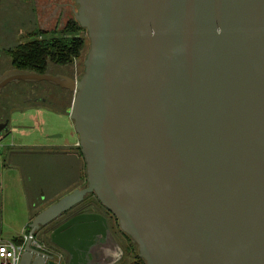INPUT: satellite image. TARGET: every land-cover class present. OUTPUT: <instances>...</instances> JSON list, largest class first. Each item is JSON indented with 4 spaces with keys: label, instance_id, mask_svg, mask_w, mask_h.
Here are the masks:
<instances>
[{
    "label": "water",
    "instance_id": "water-1",
    "mask_svg": "<svg viewBox=\"0 0 264 264\" xmlns=\"http://www.w3.org/2000/svg\"><path fill=\"white\" fill-rule=\"evenodd\" d=\"M78 79L9 69L72 95L86 186L35 215L19 264H56L33 235L92 194L145 264H264V0H72ZM9 120L0 123V136ZM62 233L82 256L95 224Z\"/></svg>",
    "mask_w": 264,
    "mask_h": 264
},
{
    "label": "rangeland",
    "instance_id": "rangeland-1",
    "mask_svg": "<svg viewBox=\"0 0 264 264\" xmlns=\"http://www.w3.org/2000/svg\"><path fill=\"white\" fill-rule=\"evenodd\" d=\"M51 1H53L55 5L59 4L58 0ZM36 2L38 11L41 14L40 18L42 22L43 19L47 18L48 5L51 3L49 0H36ZM32 3L34 7H36L34 0H32ZM24 5L25 3L22 0H13L11 2L3 0L2 4H0V32L3 27L6 29L9 24L10 30L13 33V35H10L12 37V47L10 48H13L21 42L31 39V32L37 23L38 17L37 13H35L34 17H32V19L34 18V26L33 20L29 21L28 25L27 23L23 24V27L21 23L18 25L16 19H18V17L21 15L20 13L23 11L27 12V10L23 8ZM63 5H65V3ZM56 8L60 11V13L62 11L64 13V18H61L60 20L62 23L65 21V19L72 17V12L69 10L71 8L69 6V9L64 7L59 8L57 6ZM28 14L31 16L32 13ZM55 22V20H52L48 21L47 24L51 23V25H53ZM47 24L45 26H47ZM8 42H10V40H8ZM2 47H4V50L7 49L5 43ZM4 50L0 51V55H2L3 58L6 57L5 54H2ZM83 59L84 55L72 64V67H76L79 72L77 75L78 77L83 72ZM62 70V68H54L51 73L60 75ZM43 89H50L51 92L57 95L61 93L59 90L46 86H44ZM3 96L4 98L7 96V91L3 93L1 97L2 99ZM8 120V130L3 132L0 136V239L5 241L13 240V238L23 234V232L25 233L28 229H25L28 218L29 222H31L35 215L39 213V211L44 210L47 204H50L61 197L58 196L52 199L39 201V199H43L44 196L40 195L41 193H39L37 194L39 198L38 199L36 198L35 194L32 193L31 188L34 187L33 181L36 179L40 180L39 177H41V180H43L42 177L48 179L51 177H58V179H60L59 177L64 175L65 171L70 169V167L66 166L65 171H58L60 166H65L67 163L65 160L60 159L59 155L55 154L57 153V150H52V152L46 155L45 159H37L34 155H26L25 152H20L22 148L37 146V144L56 146L60 144H66L68 142L74 143L76 140L78 141V137L74 131L72 122L66 114L61 112H55L47 108L29 107L13 111L10 113ZM43 163L46 164V167L42 170H39V165ZM63 181L64 178L60 182L62 183ZM85 184L86 181H84L83 185ZM28 190L34 196L31 198V196L28 195L27 199ZM88 198L89 200L92 199L90 201L95 204L94 206L97 207V210L110 218L109 230L113 238L116 240L119 248L117 254H119L120 257L117 264H142V262L139 260L136 247L124 235V233L120 231L115 217L94 196H85V199ZM37 200L43 203L40 206L34 208L28 216L29 204L31 202H37ZM83 204L79 206L83 208ZM84 205L89 204L85 202ZM74 210H71L65 214L68 215ZM65 214H63L61 217L64 218L66 216ZM62 218H59L58 220H61ZM51 226L52 225H50V227ZM34 241L42 242V239L38 234H35Z\"/></svg>",
    "mask_w": 264,
    "mask_h": 264
},
{
    "label": "trees",
    "instance_id": "trees-1",
    "mask_svg": "<svg viewBox=\"0 0 264 264\" xmlns=\"http://www.w3.org/2000/svg\"><path fill=\"white\" fill-rule=\"evenodd\" d=\"M3 0H0V4H2ZM10 1V0H5ZM24 3H28L32 9L33 14L37 13V23L35 24L34 29L31 32V39L21 42L17 46L13 48H8L3 51V55L5 54L7 59L9 60L10 69L22 70V71H33L37 74H45L49 69L62 68L66 71L68 76L72 75V64L79 60L83 55H85L89 48V40L86 35V31L82 29L78 23L73 18V15L69 19H65L62 23L60 20L63 17V11L60 13L57 10L56 6L61 8H72L74 2L72 0H58V5L54 4L53 1L49 0L51 4H49L47 9V18L43 19L41 22V14L38 11L37 2L36 7H34L32 0H22ZM55 2V1H54ZM63 2L69 5H62ZM50 8V9H49ZM69 9V8H68ZM71 11V9H69ZM57 12V13H56ZM72 14V13H71ZM55 20V24L51 25L47 24L48 21ZM47 24V26H45ZM50 28V29H49ZM84 60V59H83ZM83 65V63H82ZM83 67V66H82ZM52 87V86H51ZM41 88L38 86H34L33 83H18L7 85L2 92L0 93V121L9 119L10 113L15 110H20L23 108L35 107V108H47L52 111L65 113V109L70 106L72 95L66 90H60V98L53 99V104L49 105L48 101L45 103H40L37 100H33V98L37 97V91ZM7 91V96L3 99L1 98L3 93ZM57 96V94H56ZM61 102H58V101ZM55 103V104H54ZM31 154H37L38 152L34 150L30 152ZM78 155L82 160L83 165V180L85 181V165L80 153V149L78 147ZM86 186L83 185L82 188ZM71 192V191H70ZM69 192V193H70ZM34 196L33 194H27ZM91 195V194H89ZM36 198H38L37 194H35ZM64 196V195H62ZM61 196V197H62ZM61 197H59L56 201H58ZM39 199V198H38ZM48 200L45 197L43 199H39V201ZM31 202L29 204V213L33 211L34 208L40 206L43 202ZM53 201L50 204H47L45 208L49 205L55 203ZM44 208V209H45ZM40 212V211H39ZM38 214V213H37ZM30 223V222H29ZM29 223L27 225H29ZM28 231V229L26 230ZM126 236V235H125ZM131 242L132 240L126 236ZM21 239L15 238L14 241L20 242ZM133 243V242H132ZM134 244V243H133ZM136 247V245L134 244ZM137 249V247H136ZM138 253V251H137ZM139 257V256H138ZM139 260L142 264H145L143 259L139 257Z\"/></svg>",
    "mask_w": 264,
    "mask_h": 264
},
{
    "label": "flooded vegetation",
    "instance_id": "flooded-vegetation-1",
    "mask_svg": "<svg viewBox=\"0 0 264 264\" xmlns=\"http://www.w3.org/2000/svg\"><path fill=\"white\" fill-rule=\"evenodd\" d=\"M55 67L49 69V71H47L46 74H50V75H55L52 74V70ZM78 70L76 69V67H72V75L68 76V74H66L65 70H62V73L60 75L62 76H67L70 78H75L78 79L79 77L78 75ZM39 86L41 88H39V90L37 91V97L33 98V100H37L38 102H42L45 103L46 101H48L49 105L52 103L53 104V99L54 97L56 98H60V94L56 96L55 93L51 92L50 89L44 90V86L46 87H50L52 89H56L59 90V92H61L60 90H62L61 88L48 84L46 82H40L37 84H34V86ZM52 86V87H51ZM58 102H61L60 100ZM55 104V103H54ZM43 108V107H42ZM68 108V107H67ZM66 108V109H67ZM65 109V110H66ZM7 120V119H5ZM5 120H1L0 123H4ZM78 144L76 146V150L78 151ZM56 151L57 153H61V155H65L68 154L70 152H73V149L70 147V145L68 144H61V145H57L56 148H53V151ZM92 195V194H91ZM94 196V195H92ZM88 199H83V203L85 204V202L89 205H84L82 202L76 206H74L73 208H71L69 211L74 210L73 212L69 213L68 215H66L65 213L69 212H65L63 214H65L66 216L64 218H62L60 215L57 219H55L53 222H51L50 224H48L47 226L44 227H40V229L35 233L38 234L41 239L42 242H37L34 241V235L32 238L33 243L35 244V250L41 254H47V255H51L53 256V260L55 261L56 264H117L119 261V254H117L118 251V245L116 240L113 238V236L110 233L109 230V221L110 218L107 217L105 214H98L99 216L102 217V221L101 219H93L94 221H91L92 219H90L89 217H85L84 219H82L77 226L80 225H88V224H95L96 226H98L99 228L97 229V234L91 235V239H86L83 240V250L80 251L82 253V256L79 255L78 257L75 258V261L73 260V257L70 255V253L68 252L67 249H65V246L62 242V233L64 231H67L69 228L64 229L63 231H61L59 234H55L53 235V237L51 236L53 231H55L57 228L61 227L62 225H64L65 223H67L69 220H71L74 217L80 216L82 214H92L94 215V213L92 212L93 207L95 208V204L91 201H88ZM89 202V203H88ZM91 202V203H90ZM83 204V208H81L79 205ZM96 215V214H95ZM59 218H62L61 220H58ZM58 220V221H57ZM116 222V221H115ZM117 223V222H116ZM50 225H52L50 227ZM28 235V231H26V234L21 235ZM20 237V239H21ZM101 240H103V242L105 243L104 246H100L101 245ZM95 249L97 252L95 254H90L89 250L90 249ZM35 264H40V256H37V259L35 261Z\"/></svg>",
    "mask_w": 264,
    "mask_h": 264
},
{
    "label": "crops",
    "instance_id": "crops-1",
    "mask_svg": "<svg viewBox=\"0 0 264 264\" xmlns=\"http://www.w3.org/2000/svg\"><path fill=\"white\" fill-rule=\"evenodd\" d=\"M11 1H13V0H10L8 2H11ZM67 5H69V4H67ZM23 8L26 9L27 12H25V11L21 12L20 13L21 15L18 17V19H16V22L18 23V25H20L19 23H21L22 27H23L24 26L23 24L27 23V25H28L29 21L33 20V26H34L35 23H34V18L32 19V17H34L32 7L28 3H25ZM28 13H30V14L32 13L31 16ZM1 32H0V51L4 50V47H2V46H4V43L6 44L7 49L12 47V44H11V41H12L11 38L12 37L10 35H13V33L10 30L9 24H8V27L6 29L3 27ZM1 37H3L4 39ZM3 40H4V42H3ZM8 40H10V42H8ZM9 43H10V45H9ZM9 69H10L9 60L7 59V57L3 58V56L0 55V74H2L4 71L9 70ZM77 143H78L77 140L74 143H72V142L66 143V144L70 145V147L73 149V152H70V153L65 154V155H61V153H55V154L60 156V159L65 160V162L67 163L65 166H60L58 171H63V170L65 171L66 166L70 167V169L65 171L64 175H61V177H59L60 179H58V177H56V178L51 177L50 179L42 177L43 180H41V177H39L40 180L36 179L35 181H33L34 187L31 188L32 193H34V194L41 193L40 195L44 196L46 199H52L54 197L67 195L70 191L82 189V186L84 183L83 171H82V160L78 155V151L76 150ZM56 147H57V145L54 146V145L37 144V146L23 147L20 152L23 151L26 153V155H34V156H36L37 159H39V158L45 159L46 155H48L50 152H52L53 148H56ZM34 150H36L38 153L37 154H31L30 152H33ZM44 163H47V162H44ZM44 163L39 165V167H40L39 170H42L46 167L45 166L46 164H44ZM62 177L64 178V181L61 183L60 181L63 180ZM85 181H86V179H85ZM32 193L28 190L27 194L32 195ZM90 200H92V199H90ZM90 200H88V201H90ZM96 208H97L96 206H95V208L93 207L91 213H94L96 215H98L99 213L103 214L99 210H97ZM29 214L30 213L28 212V216H29ZM91 221H94V220H91ZM28 223H29V218H28L27 224ZM27 224H26L25 229L28 228ZM23 234H26V232L25 233L23 232ZM23 234L18 235L16 238L20 239L21 235H23ZM14 239L15 238H13V240ZM104 244L105 243L103 242V240H101L100 246H104ZM96 252L97 251L94 248L89 250L90 254H95Z\"/></svg>",
    "mask_w": 264,
    "mask_h": 264
},
{
    "label": "built area",
    "instance_id": "built-area-1",
    "mask_svg": "<svg viewBox=\"0 0 264 264\" xmlns=\"http://www.w3.org/2000/svg\"><path fill=\"white\" fill-rule=\"evenodd\" d=\"M27 239V235L22 236L20 242L0 239V264H19Z\"/></svg>",
    "mask_w": 264,
    "mask_h": 264
}]
</instances>
